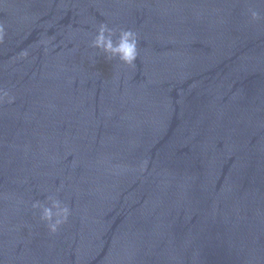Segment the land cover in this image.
I'll list each match as a JSON object with an SVG mask.
<instances>
[{"label": "water", "instance_id": "water-1", "mask_svg": "<svg viewBox=\"0 0 264 264\" xmlns=\"http://www.w3.org/2000/svg\"><path fill=\"white\" fill-rule=\"evenodd\" d=\"M0 27V264H264V0H0Z\"/></svg>", "mask_w": 264, "mask_h": 264}, {"label": "clouds", "instance_id": "clouds-1", "mask_svg": "<svg viewBox=\"0 0 264 264\" xmlns=\"http://www.w3.org/2000/svg\"><path fill=\"white\" fill-rule=\"evenodd\" d=\"M250 11L252 19L258 20L259 14L254 10ZM2 36L3 28L0 27V39H2ZM90 47L98 50L107 60H118L130 67L135 66L139 58L137 33L132 30H121L117 35L106 24H101L98 27L97 34L91 40ZM22 55L26 56L27 53H22ZM9 102H11V98ZM48 205L36 202L32 207L40 211V219L46 223L49 232L56 234L68 222L71 210L55 196L48 197Z\"/></svg>", "mask_w": 264, "mask_h": 264}]
</instances>
